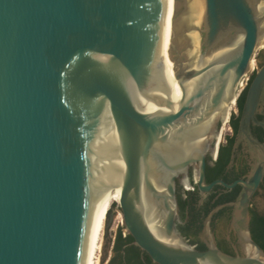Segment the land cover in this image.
<instances>
[{
    "label": "water",
    "instance_id": "1",
    "mask_svg": "<svg viewBox=\"0 0 264 264\" xmlns=\"http://www.w3.org/2000/svg\"><path fill=\"white\" fill-rule=\"evenodd\" d=\"M189 2L0 0V264H86L112 190L126 234L154 264H264L248 211L264 176V63L235 137L251 172L208 186L204 176L264 36V0H199L200 18ZM191 166L201 195L240 187L205 216L203 251L175 229L176 180ZM222 208L240 255L215 244L210 221Z\"/></svg>",
    "mask_w": 264,
    "mask_h": 264
},
{
    "label": "flooded vegetation",
    "instance_id": "2",
    "mask_svg": "<svg viewBox=\"0 0 264 264\" xmlns=\"http://www.w3.org/2000/svg\"><path fill=\"white\" fill-rule=\"evenodd\" d=\"M263 63L264 39L257 53L256 68L251 65V73L246 78L247 82L245 86H248L253 80L255 72ZM258 110L262 115H257V119L264 120V101ZM226 122L228 125L227 133L223 134L221 129L219 130L221 141L217 140L215 142L214 139L212 148L205 157L204 176L206 186L214 181H222L230 184L237 180H245L252 170L253 160L251 159L248 146L242 143L236 145L235 137L237 130L235 132L233 131L229 120H226ZM251 131L255 138L262 141L263 131L260 127L252 126ZM230 137H232L231 141L229 140ZM196 170V167L191 166L188 169L187 175L178 178L175 185L177 201L175 229L184 241L193 248H196L197 242L205 246L202 239V227L204 218L208 212L217 205L233 202L240 191L239 186L227 189L221 185H213L204 195H201L196 185ZM233 193L234 196L232 197ZM257 196L261 197L264 202V176L249 202V217L251 211L264 216V211L259 212L257 210L258 206L255 202ZM221 200L222 202H219ZM206 209H209L207 213H205ZM230 217V208H222L215 213L210 221L211 232L218 248L219 245H224L227 253L240 255L241 252L237 244L236 236L229 228ZM219 227H222L223 230L218 231Z\"/></svg>",
    "mask_w": 264,
    "mask_h": 264
},
{
    "label": "trees",
    "instance_id": "3",
    "mask_svg": "<svg viewBox=\"0 0 264 264\" xmlns=\"http://www.w3.org/2000/svg\"><path fill=\"white\" fill-rule=\"evenodd\" d=\"M246 89L247 86H245L241 90L236 98L235 106L237 109V114L230 115L229 113V123L232 126L234 132L237 130L238 120L242 109ZM229 140L231 141L232 137H230ZM233 196L234 193L232 194V197ZM219 202H222V200ZM208 211L209 209H206L205 213H207ZM106 219H108V213L106 214ZM249 229L252 240L264 252V216L258 215L256 212L251 211ZM196 244L197 246L194 249L198 251L205 250V246H203L201 243L197 242ZM219 249L227 253L224 245H219ZM112 252L113 256L108 260L107 264H154L145 253H141L140 250L132 244V238L127 234L123 235L121 233V230H118L116 233L113 241Z\"/></svg>",
    "mask_w": 264,
    "mask_h": 264
},
{
    "label": "rangeland",
    "instance_id": "4",
    "mask_svg": "<svg viewBox=\"0 0 264 264\" xmlns=\"http://www.w3.org/2000/svg\"><path fill=\"white\" fill-rule=\"evenodd\" d=\"M259 43L262 45L263 41L259 42ZM260 44H259L258 48L256 49L254 56L252 58V62L250 64V65L254 66L255 68H256V64H257V53L260 50V46H261ZM165 54H166V51H164V49L162 48V46L160 44L159 45V56L165 55ZM249 75H250V73L248 74V76ZM246 82H247V80L244 79L242 82V85H241L242 89L245 87ZM241 90H239L238 93H240ZM230 109H231V111H230ZM229 113H230V115L231 114H237V109H236V106L234 104L230 105ZM230 115H229V117H230ZM226 123H225V125H223L221 123L220 127H219L223 134L227 133L228 125ZM217 140L221 141L219 134L215 138V142ZM112 202H113V198H110L108 200V205H110ZM255 202L258 206L257 210L259 212H263L264 211V202L262 201V198L257 196L255 198ZM112 207L113 208L111 210V213H112L111 220H110L108 226L105 228V225L107 222L106 215H105L104 220H103V224H102V228H101V231L99 233V239H98L97 247H96V250H95L94 255H93V262H95L96 258H98L97 264H107L108 260L113 256L112 246H113V241H114V238L116 236L117 231L121 230V233L123 235L126 234L124 227H123V224H122L121 213H120L116 203L112 204ZM222 230H223L222 227L218 228V231H222Z\"/></svg>",
    "mask_w": 264,
    "mask_h": 264
},
{
    "label": "bare ground",
    "instance_id": "5",
    "mask_svg": "<svg viewBox=\"0 0 264 264\" xmlns=\"http://www.w3.org/2000/svg\"><path fill=\"white\" fill-rule=\"evenodd\" d=\"M188 9H189V12L193 16H195L197 18H200V16H201V8H200V5H199V0H190V2H189V8ZM263 39H264V36L262 37V39L260 40V42H262ZM160 44H161L162 48L164 49V51L167 52V50H168V43L163 40V33H161ZM163 56H165V55H161V56H159V58H161ZM250 69H251V65H250ZM250 69H249V71H250ZM246 78L247 77H245L244 79H246ZM243 80L241 81V84H240L239 87H241ZM231 104H233V102H231L229 104V106H226L225 109H224V111H223V119H222V124L223 125H225L226 120H228V117H229V107H230ZM110 198H113V202L110 205H108V200ZM117 201H118V199H117L115 190H112V191H109L107 193V195L105 196V198H104V200H103V202L101 204V207H100V209L98 211V214H97V217H96V220H95L93 234H92V239H91V244H90V249H89V254H88V259H87V263L86 264H93V263L94 264H97L98 263V258H96V261L93 262V255H94V252H95L96 247H97V243H98V239H99V233L101 231L102 224H103V220H104V217H105V215H106L109 207L112 204L117 203Z\"/></svg>",
    "mask_w": 264,
    "mask_h": 264
},
{
    "label": "built area",
    "instance_id": "6",
    "mask_svg": "<svg viewBox=\"0 0 264 264\" xmlns=\"http://www.w3.org/2000/svg\"><path fill=\"white\" fill-rule=\"evenodd\" d=\"M242 89V87H239V90H241Z\"/></svg>",
    "mask_w": 264,
    "mask_h": 264
}]
</instances>
